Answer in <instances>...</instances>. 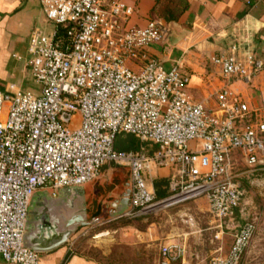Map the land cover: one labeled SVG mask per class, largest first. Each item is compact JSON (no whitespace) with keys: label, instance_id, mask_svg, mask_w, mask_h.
<instances>
[{"label":"built area","instance_id":"built-area-1","mask_svg":"<svg viewBox=\"0 0 264 264\" xmlns=\"http://www.w3.org/2000/svg\"><path fill=\"white\" fill-rule=\"evenodd\" d=\"M40 4L52 24L49 33L36 30L29 47L40 94L0 89L1 262L40 264L42 254L24 245L36 192L56 196L60 189L86 185L108 164L130 172L131 203L117 219L198 199L207 201L215 218H232L244 197L235 159L240 156L250 171L264 170V120L252 116L231 81L252 82L264 63L242 54L237 44L215 57L224 85L210 106L193 98L190 77L179 67L167 70L146 53L165 40L167 29L157 21L130 27L135 8L125 0ZM121 135L138 139L140 149L117 150ZM161 170L171 172V193L164 199L149 181ZM254 233L255 224L246 222L229 252L210 264H239ZM185 252L181 244H166L162 263L178 262Z\"/></svg>","mask_w":264,"mask_h":264},{"label":"crops","instance_id":"crops-1","mask_svg":"<svg viewBox=\"0 0 264 264\" xmlns=\"http://www.w3.org/2000/svg\"><path fill=\"white\" fill-rule=\"evenodd\" d=\"M125 2L135 8V14L129 21L130 27L143 28L149 22L157 21L167 29L165 40L149 46L146 53L159 60L165 69L179 67L187 74L191 80L189 91L198 102L210 106L215 102V93L224 85V78L213 59L229 54L233 45L237 44L242 54L250 53L264 63V0ZM42 23L47 27L41 29ZM50 26L51 23L42 12L40 0H0L1 90H24L40 94V86L36 84V88H33L34 85H31L33 78L27 56L32 34L36 30L49 33ZM231 82V88L247 104L252 116L255 118L258 115L264 120V71L250 83L238 79H232ZM170 173V170H161L151 174L149 181L154 183L157 177H168ZM205 210L210 212L209 205L205 199H200L173 213L162 214V219L169 222L166 225L170 229L166 233L163 231L162 235L165 236L162 238L169 243L179 242L183 245L191 241L193 235L198 239L199 228L195 229L192 225L196 224L195 218ZM154 226L158 229L162 225ZM80 235H77V240H71V244L42 255L40 264H116V256L110 255L111 249L102 252L101 246L97 248L95 244L82 243L84 240L80 244V239H84ZM188 257L189 254L187 257L185 255L182 264H189ZM0 264H3L1 260Z\"/></svg>","mask_w":264,"mask_h":264},{"label":"rangeland","instance_id":"rangeland-1","mask_svg":"<svg viewBox=\"0 0 264 264\" xmlns=\"http://www.w3.org/2000/svg\"><path fill=\"white\" fill-rule=\"evenodd\" d=\"M45 27L47 25L45 26L42 23L40 28L43 29ZM50 29H52V26H50ZM27 57L30 58L29 54ZM32 84L34 85L33 88H36L34 79H31ZM77 124L78 118L73 121L72 125ZM128 137H130L131 141L135 139L131 135H121L120 138L126 139ZM149 146L153 145H146L147 148ZM140 147L141 143L139 149ZM190 147L196 148L197 146L191 143ZM233 172L235 175H240L238 179L244 191L241 206L236 210L232 218L223 220L215 218L207 210L201 211L200 215L195 218L196 224L192 225L195 229L199 228V238L195 239V235H193L191 237L192 242L190 240L187 242L190 245L189 247L187 244H181L185 247L186 252L190 250L187 252L189 254V264H210L212 258L216 255L220 253L226 255L232 247L235 235L246 222L255 224V233L239 264H264V170H248L240 156H237ZM110 174H112L110 170L105 171L102 169L98 179H105ZM196 201H189L147 216L115 218L113 221L102 222L94 226L93 229L91 228L92 226H88L91 229L82 227L67 244L73 239L74 241L75 239L77 240L79 238L77 235L82 234L80 236L84 239H80V244L84 240L82 243L86 244V242H89L95 244L97 248L101 246L102 252H107L111 249L112 253L110 255L113 256L114 254L116 256V264H163L161 248L166 244L180 243H169L162 238L165 236L162 235L163 231L164 233L170 231L169 225H166L169 222H165L166 220L162 219V214L173 213L181 207ZM155 224L162 226L155 229ZM187 226L190 229V223ZM126 247H129V249ZM102 252L100 254L103 256ZM186 252L185 255L187 257L188 254ZM183 259L172 264H182ZM113 264L115 263L113 262Z\"/></svg>","mask_w":264,"mask_h":264},{"label":"water","instance_id":"water-1","mask_svg":"<svg viewBox=\"0 0 264 264\" xmlns=\"http://www.w3.org/2000/svg\"><path fill=\"white\" fill-rule=\"evenodd\" d=\"M118 175L60 189L56 196L36 192L28 209L25 247L42 255L52 253L64 247L80 228L97 226L128 210L130 179L121 190L116 185Z\"/></svg>","mask_w":264,"mask_h":264},{"label":"trees","instance_id":"trees-1","mask_svg":"<svg viewBox=\"0 0 264 264\" xmlns=\"http://www.w3.org/2000/svg\"><path fill=\"white\" fill-rule=\"evenodd\" d=\"M173 16V13H170ZM172 19V18H171ZM121 136L117 137L115 142V148L119 151H137L139 150L140 142L135 138L134 141L130 140V137L123 139L120 138ZM105 171H111L113 174H119L116 180V185L123 190V185L127 183V180L130 179V172L127 168L114 166L112 164H108L103 167ZM169 178L166 176L157 177L154 180V189L156 192V196L158 199H164L170 195V188H169ZM106 189V188H104Z\"/></svg>","mask_w":264,"mask_h":264}]
</instances>
